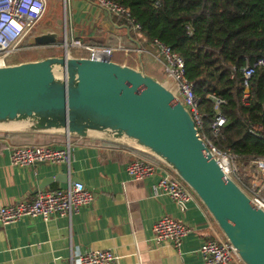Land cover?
<instances>
[{
  "label": "crops",
  "instance_id": "crops-1",
  "mask_svg": "<svg viewBox=\"0 0 264 264\" xmlns=\"http://www.w3.org/2000/svg\"><path fill=\"white\" fill-rule=\"evenodd\" d=\"M68 4L69 38L119 47L125 55L130 51L131 65L114 63L138 71L146 73V56L163 67L160 58H155L157 53L154 55L144 47L132 28L98 7L95 0H68ZM103 12L105 18H101ZM104 19L108 23L101 21ZM41 22L35 26L33 38L53 34L56 42L35 49L39 52L51 49L62 39L56 34L60 27L40 29ZM146 74L155 78L154 74ZM5 134L17 133H0V206L30 201L41 190L61 189L72 183L83 184L94 201L69 219L54 215L46 222L35 217L14 225H0V264H78L80 255L93 250L112 251L119 264H203L197 254L202 243L209 239L224 240L196 196L182 208L168 196L153 195L152 186L169 169L139 148L60 135L27 133L6 138ZM67 139L73 148L69 167L44 163L14 167L11 164L14 147L36 145L59 149ZM135 160L156 166V173L145 180H131L125 167ZM163 216H170L191 229L178 250L169 245L156 247L149 241L153 225ZM234 264L241 263L234 261Z\"/></svg>",
  "mask_w": 264,
  "mask_h": 264
},
{
  "label": "water",
  "instance_id": "water-1",
  "mask_svg": "<svg viewBox=\"0 0 264 264\" xmlns=\"http://www.w3.org/2000/svg\"><path fill=\"white\" fill-rule=\"evenodd\" d=\"M55 42L33 38L38 47ZM0 133L139 148L189 187L241 264H264V211L223 175L186 108L143 70L65 55L1 68Z\"/></svg>",
  "mask_w": 264,
  "mask_h": 264
},
{
  "label": "trees",
  "instance_id": "trees-1",
  "mask_svg": "<svg viewBox=\"0 0 264 264\" xmlns=\"http://www.w3.org/2000/svg\"><path fill=\"white\" fill-rule=\"evenodd\" d=\"M109 1L128 9L144 47L159 57L157 42L182 59L185 79L198 100L199 137L238 156L237 176L248 185L255 172L249 161L264 159V67L248 79L247 103L242 69L264 58V0ZM33 31L25 45H34ZM212 98L222 102L217 110ZM218 114L225 123L212 137L210 126ZM14 135L23 134L3 136Z\"/></svg>",
  "mask_w": 264,
  "mask_h": 264
},
{
  "label": "built area",
  "instance_id": "built-area-1",
  "mask_svg": "<svg viewBox=\"0 0 264 264\" xmlns=\"http://www.w3.org/2000/svg\"><path fill=\"white\" fill-rule=\"evenodd\" d=\"M98 7L108 11L112 16L127 22L133 30L139 27L133 24L128 9L109 0H95ZM68 0H63V10L66 11ZM47 9V0H0V69L12 66L7 59L12 55L25 50H35L38 46L25 45L37 23L43 18ZM66 33V32H65ZM158 50L159 61L167 76V89L186 108L193 120L197 131L202 127L201 116L198 111V100L194 95L192 85L185 79L184 63L182 59L167 47L155 42ZM65 56H73L72 49L87 51L84 58L97 62H111L115 50L119 47L91 45L77 38L70 41L63 40L60 46ZM156 58V57H155ZM264 67V58L254 62L250 67L242 69L243 101L249 100L248 79L254 69ZM215 110L222 104L218 99L212 98ZM225 123L221 115L213 120L210 130L212 137L219 134L220 128ZM201 139V138H200ZM208 152L214 158L223 175L231 179L252 201L254 205L264 211V159L249 161L255 169L248 185L242 183L237 176V167L234 161L238 156L221 152L213 147L205 138L202 139ZM72 144L67 139L65 146L59 149L51 146L21 145L11 149L10 160L14 167L32 166L44 163L56 166L69 167L72 158ZM156 166L143 160H135L125 167L127 176L134 181L148 179L156 173ZM153 195L168 196L182 208L194 200L195 194L186 188L171 171L165 172L157 184L152 186ZM94 201L92 193L81 183H72L61 189L41 190L30 201H19L11 205L0 206V225H14L25 218L39 217L49 221L52 216L70 218L82 208L91 205ZM191 229L184 223L170 217L163 216L155 222L149 241L156 247L172 246L178 250L183 240L190 234ZM203 264H232L235 253L233 247L225 240L209 239L202 243L197 250ZM78 264H119L118 257L110 250H93L85 252L78 257Z\"/></svg>",
  "mask_w": 264,
  "mask_h": 264
},
{
  "label": "rangeland",
  "instance_id": "rangeland-1",
  "mask_svg": "<svg viewBox=\"0 0 264 264\" xmlns=\"http://www.w3.org/2000/svg\"><path fill=\"white\" fill-rule=\"evenodd\" d=\"M68 8H70L69 4H68ZM101 18H105L104 12L102 13ZM67 19H68V14L65 10H63V1L62 0H48V6L46 9V12H45L43 18L40 20V22L42 21L41 24H43V25H41L40 29L52 28L55 25H57L58 27H60V29L58 30L59 33H56V34L59 35L60 38H62L60 40L61 43L63 42L64 39H66L67 41H70L69 26H68L69 21H67ZM101 21H105L108 23V21L106 19L101 20ZM61 43L53 45L51 49H47L46 51H41V52H39L37 50L22 51L18 54H15V55H12L11 57H9L7 59V63L8 64L22 63L24 61H29V60L31 61L34 59L43 58L45 56H46L45 58L61 57L62 55H64V50L60 47ZM71 53L73 56H76V57H87L88 56L87 51L80 50V49H72ZM154 55H156V52H154ZM73 56H71V57H73ZM155 57H157V55ZM131 60H132V52L129 51L127 53V55H125L124 49L115 50L113 53V56L111 58L112 62H118L121 64L124 63V64H128V65L132 64ZM144 65H145L146 73L154 74L153 72H157V74H154L155 78L156 79L158 78L157 81L160 84H162L163 86H165V87L167 86V82H166L167 76H166V73H165L162 66H158V64L156 62H154L151 58H149L147 56L144 57ZM234 163L238 169L239 159L237 158L234 161ZM249 170L251 171L252 169H249ZM252 173H254V175H255L254 171H252ZM178 179L186 188L189 189V187L179 177H178ZM251 180L252 179H250V181ZM249 182H248V184H249ZM224 240H225V238H224ZM234 261L241 263L235 254L233 255L232 264H234Z\"/></svg>",
  "mask_w": 264,
  "mask_h": 264
}]
</instances>
